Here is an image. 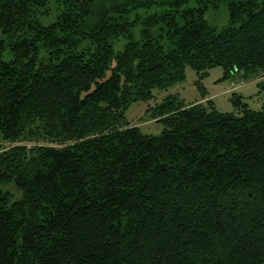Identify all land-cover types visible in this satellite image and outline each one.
I'll return each mask as SVG.
<instances>
[{
	"label": "trees",
	"instance_id": "1",
	"mask_svg": "<svg viewBox=\"0 0 264 264\" xmlns=\"http://www.w3.org/2000/svg\"><path fill=\"white\" fill-rule=\"evenodd\" d=\"M55 7L43 26L48 0H0V264H264V109L170 94L159 135L125 118L187 65L200 89L214 67L264 73V0Z\"/></svg>",
	"mask_w": 264,
	"mask_h": 264
},
{
	"label": "rangeland",
	"instance_id": "2",
	"mask_svg": "<svg viewBox=\"0 0 264 264\" xmlns=\"http://www.w3.org/2000/svg\"><path fill=\"white\" fill-rule=\"evenodd\" d=\"M56 0H48L49 12L47 15L39 17L41 25L51 24L56 16ZM194 5L192 2L190 6ZM204 19L213 28L220 30L228 23V10L222 4L218 9H209L204 15ZM140 25H135L132 29L133 39H139ZM125 40L119 39L114 44V50L119 52L124 48ZM5 59H9L6 55ZM184 80L182 83L169 88L166 91L154 90V99L149 102H134L125 111V118L131 126H135L144 135H159L163 130L161 122L151 118L156 103L161 102L166 96L175 94L184 104H207L211 101L215 109L221 113L237 114L235 102L240 99L249 109L258 111L264 109V73L255 71L247 76L234 74L232 77L223 80V70L221 67H214L209 70L208 75L201 80L203 89L198 87V77L195 70L187 65L184 70ZM3 147H10L11 144H2ZM3 191L11 193L13 199H17L20 194L12 184L2 187Z\"/></svg>",
	"mask_w": 264,
	"mask_h": 264
}]
</instances>
